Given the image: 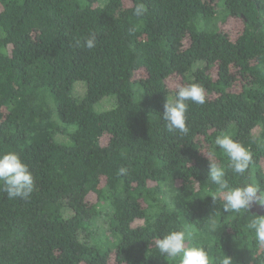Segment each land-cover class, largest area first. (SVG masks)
I'll return each instance as SVG.
<instances>
[{
	"label": "trees",
	"instance_id": "obj_1",
	"mask_svg": "<svg viewBox=\"0 0 264 264\" xmlns=\"http://www.w3.org/2000/svg\"><path fill=\"white\" fill-rule=\"evenodd\" d=\"M230 17L243 21L235 35L218 25ZM189 83L206 102H188L187 134L169 132L166 98ZM222 133L253 153L244 176L214 145ZM5 151L28 164L35 189L0 191V264H168L154 242L188 224L198 239L186 246L264 264L246 227L259 213L213 203L206 158L230 186L264 188V0H0Z\"/></svg>",
	"mask_w": 264,
	"mask_h": 264
},
{
	"label": "clouds",
	"instance_id": "obj_2",
	"mask_svg": "<svg viewBox=\"0 0 264 264\" xmlns=\"http://www.w3.org/2000/svg\"><path fill=\"white\" fill-rule=\"evenodd\" d=\"M147 7L143 2L138 3L133 9L136 17H143ZM88 49H93L96 37L92 34L84 42ZM79 44V41H77ZM204 104L206 92L202 85L189 83L177 87L173 98H166L162 119L167 131H178L187 134L188 102ZM214 145L228 157V168L234 174L244 176L248 172L252 162L253 153L244 144L234 140L231 135L222 133L214 141ZM214 153L206 155L209 162L207 180L217 186L215 192L209 195L213 203L223 200V211L225 213L251 212L252 206L257 204L264 207V188L255 181H248L239 186H230L226 179L225 167L212 159ZM124 168L119 169L123 174ZM35 189V177L28 164L15 151L0 152V191L7 194L8 198L27 199ZM203 198V197H201ZM210 231L218 230L216 220L213 216L208 217ZM247 229L254 232L257 244L264 248V214H257L246 225ZM198 239V230L191 224L181 230H171L162 237L155 240L154 245L168 264H233V258L225 252L218 258L209 255L205 246L196 243L186 246V241Z\"/></svg>",
	"mask_w": 264,
	"mask_h": 264
},
{
	"label": "rangeland",
	"instance_id": "obj_3",
	"mask_svg": "<svg viewBox=\"0 0 264 264\" xmlns=\"http://www.w3.org/2000/svg\"><path fill=\"white\" fill-rule=\"evenodd\" d=\"M218 25L231 34H237L243 27V21L239 18L230 17L226 22H221L219 20ZM169 84L172 88H175L179 84L178 78L171 77L169 79Z\"/></svg>",
	"mask_w": 264,
	"mask_h": 264
},
{
	"label": "water",
	"instance_id": "obj_4",
	"mask_svg": "<svg viewBox=\"0 0 264 264\" xmlns=\"http://www.w3.org/2000/svg\"><path fill=\"white\" fill-rule=\"evenodd\" d=\"M251 211L258 212L259 214H264V207L261 206L256 207L255 205H253Z\"/></svg>",
	"mask_w": 264,
	"mask_h": 264
},
{
	"label": "flooded vegetation",
	"instance_id": "obj_5",
	"mask_svg": "<svg viewBox=\"0 0 264 264\" xmlns=\"http://www.w3.org/2000/svg\"><path fill=\"white\" fill-rule=\"evenodd\" d=\"M254 205H255L256 207L259 206V205H257V204H254Z\"/></svg>",
	"mask_w": 264,
	"mask_h": 264
}]
</instances>
